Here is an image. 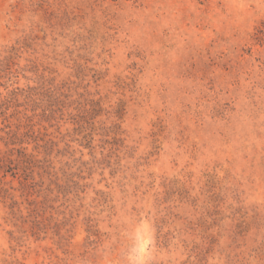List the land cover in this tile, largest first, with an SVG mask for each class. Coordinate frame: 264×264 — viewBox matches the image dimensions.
Instances as JSON below:
<instances>
[{
    "label": "rangeland",
    "instance_id": "obj_1",
    "mask_svg": "<svg viewBox=\"0 0 264 264\" xmlns=\"http://www.w3.org/2000/svg\"><path fill=\"white\" fill-rule=\"evenodd\" d=\"M0 264H264V0H0Z\"/></svg>",
    "mask_w": 264,
    "mask_h": 264
},
{
    "label": "trees",
    "instance_id": "obj_2",
    "mask_svg": "<svg viewBox=\"0 0 264 264\" xmlns=\"http://www.w3.org/2000/svg\"><path fill=\"white\" fill-rule=\"evenodd\" d=\"M24 155V154H23Z\"/></svg>",
    "mask_w": 264,
    "mask_h": 264
}]
</instances>
